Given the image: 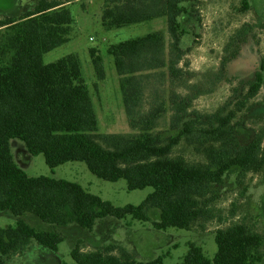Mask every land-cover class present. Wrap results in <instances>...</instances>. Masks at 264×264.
<instances>
[{
    "label": "trees",
    "instance_id": "obj_1",
    "mask_svg": "<svg viewBox=\"0 0 264 264\" xmlns=\"http://www.w3.org/2000/svg\"><path fill=\"white\" fill-rule=\"evenodd\" d=\"M191 0H104L101 25L107 32L165 19L164 31H154L107 49L120 78V92L129 126L136 134L98 133V117L90 87L79 57L70 54L54 63H44L45 54L70 43L75 19L70 2L41 0L34 10L19 20L7 19L0 25V211L16 217L33 214L41 221L66 227L77 224L92 231L96 222L107 218L150 222V209L161 212L152 222L156 231H190L198 221L214 218L209 195L221 185L227 173L238 168L243 174L264 170V148L260 137L248 145L239 144L234 120L249 100L260 91L264 80L259 74L247 95L227 115L220 109L202 115L191 111V99L171 96L174 135L163 138L156 131L166 112L159 103L157 84L166 74L179 79L180 63L187 50L182 45L190 34L182 22L190 14ZM247 4V0H244ZM98 81L105 79L104 58L100 51H89ZM97 90L98 85H94ZM154 103L145 105L147 93ZM19 139L33 156L43 155L55 169L70 162H83L99 179L125 180L129 191L153 188L141 205L113 206L91 194L78 183L52 177H29L15 162L9 141ZM201 146L209 164L191 166L183 157H173L183 141ZM63 237L56 232H39L19 220L0 229V264L21 251L30 241L57 252ZM217 253L209 259L203 249L189 244L180 264H262L264 235L243 224L216 231ZM116 248L84 253L72 251L75 264H164L169 253L149 262L136 260Z\"/></svg>",
    "mask_w": 264,
    "mask_h": 264
},
{
    "label": "rangeland",
    "instance_id": "obj_2",
    "mask_svg": "<svg viewBox=\"0 0 264 264\" xmlns=\"http://www.w3.org/2000/svg\"><path fill=\"white\" fill-rule=\"evenodd\" d=\"M40 1L0 0V25L9 18H23ZM59 1L75 2L70 6L76 22L75 32L70 43L45 54L44 63H54L70 54L79 57L98 117L96 140L101 143L103 135L136 134L129 126L120 92V78L113 60L108 58L107 49L160 30L165 32L169 45L171 37L167 33L166 20L158 19L107 32L101 25L104 0ZM188 8L189 16L181 19L190 32L181 46L187 50L179 65L182 75L173 79L166 74L164 80L157 84L156 98L159 103H164L166 112L156 131L163 138L177 132L171 128L173 113L170 99L174 93L191 99V111L210 115L223 109L227 115L244 99L259 74L264 80V0H247L246 5L244 0H191ZM91 49L100 51L104 58L106 77L103 81H98L95 76L90 61ZM95 84L98 85L97 90ZM154 101L148 92L147 108ZM233 123L240 145H248L260 137L264 148V83ZM9 146L14 162L29 177L44 176L78 183L118 208L139 206L154 192L153 188L129 191L125 180L108 182L99 179L83 162L66 163L52 173L44 156L31 155L21 140L11 139ZM173 157H183L191 166L209 164L201 146L185 140L174 149ZM208 198L214 218L198 221L190 231L173 228L156 231L152 222L160 219L158 209L148 211L150 222L131 217H107L97 221L92 231L75 223L66 227L50 225L29 213L16 217L10 212L0 211V229L14 226L22 220L39 232H56L64 239L57 252L30 241L21 251L4 260L6 264H75L71 253L80 245L84 253L113 246L116 251L112 255L119 257L125 249L140 262L153 261L169 253L164 264H180L191 243L201 247L212 260L217 253V230L243 224L264 235V170L243 174L234 168L226 174L221 185L213 186Z\"/></svg>",
    "mask_w": 264,
    "mask_h": 264
},
{
    "label": "crops",
    "instance_id": "obj_3",
    "mask_svg": "<svg viewBox=\"0 0 264 264\" xmlns=\"http://www.w3.org/2000/svg\"><path fill=\"white\" fill-rule=\"evenodd\" d=\"M78 2H82V1H84V0H77ZM76 1V2H77ZM75 2H70V5H73ZM91 61V60H90Z\"/></svg>",
    "mask_w": 264,
    "mask_h": 264
}]
</instances>
